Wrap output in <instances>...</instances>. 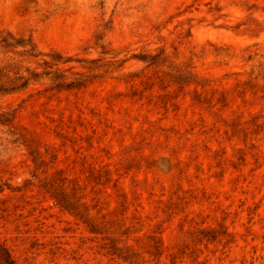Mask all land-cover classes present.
<instances>
[{
    "label": "rangeland",
    "instance_id": "1",
    "mask_svg": "<svg viewBox=\"0 0 264 264\" xmlns=\"http://www.w3.org/2000/svg\"><path fill=\"white\" fill-rule=\"evenodd\" d=\"M0 30L90 80L0 99L17 111L0 127V246L16 264H130L112 240L137 264H264V0H0ZM160 54L192 83L134 58ZM50 177L105 233L56 205Z\"/></svg>",
    "mask_w": 264,
    "mask_h": 264
},
{
    "label": "trees",
    "instance_id": "2",
    "mask_svg": "<svg viewBox=\"0 0 264 264\" xmlns=\"http://www.w3.org/2000/svg\"><path fill=\"white\" fill-rule=\"evenodd\" d=\"M103 54L106 52L104 46ZM162 55H148L142 57H134L145 63L147 67H161L168 63V68L173 73L174 82L178 83V79L192 83L190 80L193 75L181 66L175 65L169 61L168 57ZM160 59H162L160 61ZM73 57L66 56L61 52L51 50L44 52L39 49L31 37L17 36L7 30H0V99L23 94L33 88L44 87V92H62L66 90H80L88 86V80L81 72H71L73 67L64 69V66L73 62ZM84 61L89 65H94L100 62V59L95 60H78ZM126 62L124 60L119 68L123 67ZM88 71H94L97 68L93 66H83ZM39 91V92H41ZM16 109H6L0 106V127L14 129L16 128ZM16 135V133H14ZM22 135H20L21 137ZM33 161L37 169L44 164V160L38 154L32 152ZM46 192L55 201L56 205L63 210L71 213L74 217L85 224L90 233L100 235L105 233V226L98 222L92 215L88 207L83 203L82 197H77V193L69 190L62 179L56 177L46 178L44 184ZM106 253L117 257L130 264L138 263V256L133 253L128 247H120L116 241L106 243L102 247ZM0 264H16L15 259L6 247L0 246Z\"/></svg>",
    "mask_w": 264,
    "mask_h": 264
}]
</instances>
